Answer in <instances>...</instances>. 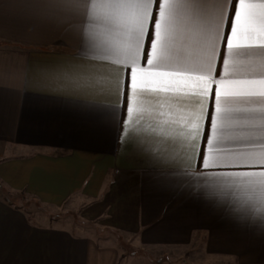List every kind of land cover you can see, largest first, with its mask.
Here are the masks:
<instances>
[{
	"label": "crops",
	"instance_id": "0c3cea01",
	"mask_svg": "<svg viewBox=\"0 0 264 264\" xmlns=\"http://www.w3.org/2000/svg\"><path fill=\"white\" fill-rule=\"evenodd\" d=\"M179 2L189 7L171 41L173 70L161 74L147 63L146 41L135 63L123 56L95 59L91 47L82 48L80 21L58 8L56 0H0V183L16 200L23 193L81 219L78 233L62 216L51 220L50 213L8 202L0 192V264H264V229L168 179L188 169L259 170L202 166L200 154L213 151L206 143L211 128L204 116L214 110L209 98L201 102L193 95L199 91L195 65L214 0ZM228 7L231 21L233 5ZM108 11L98 42L124 47L108 30L119 23L121 10ZM249 11L255 14L248 26L253 38L237 42L259 45L264 43L259 23L264 9ZM225 36H230L227 24L216 46L213 79H260L264 49L228 56ZM221 52L229 60L227 76ZM249 60L256 71L245 68ZM224 88L240 90L232 84ZM248 106L264 108V97H232L224 105ZM197 115L204 134L192 140ZM249 115L230 114L220 130L225 149L259 152L251 147L254 130L244 125ZM232 152L223 159H235ZM256 195L233 186L222 198L240 204Z\"/></svg>",
	"mask_w": 264,
	"mask_h": 264
},
{
	"label": "snow or ice",
	"instance_id": "6c2138e0",
	"mask_svg": "<svg viewBox=\"0 0 264 264\" xmlns=\"http://www.w3.org/2000/svg\"><path fill=\"white\" fill-rule=\"evenodd\" d=\"M195 4V0H192ZM229 5H233V19L229 21ZM56 6L63 11L76 17L80 23L76 25L80 29L82 48L91 47L94 50L93 58L106 59L108 56H123L127 60L135 63L140 51L141 42L146 41L150 50L145 52L147 63L157 69L161 74L172 71V56L170 55V45L173 34L184 19L187 3H180L179 0H131L128 3H109L104 0H56ZM264 9V0L259 4L246 3V0H214V11L211 22L207 26L206 38L203 53L195 65V70L199 73L196 81L199 91L193 95L201 102L205 97L209 98L210 107L213 112L206 113L204 118L211 128V135L206 136V143L213 151L207 157L200 154L203 168L228 167V166H253L257 171L239 172H215L197 173L194 169L184 170L174 173L168 177L175 180L181 187L189 188L197 196H202L206 200L217 206L227 207L228 211L236 215L238 219L249 220L258 224L264 229V108L254 107L230 108L224 105L230 103L232 97H264V75L260 79H213V60L216 57V46L222 39V31L227 24L230 27V36L223 37L224 44L228 50L227 55L232 56L236 50L260 48L264 49V43L259 45L239 43L237 41L252 39V33L248 27L255 19V14L251 9ZM110 9L120 11L119 23L115 28L109 27L117 38L122 39L124 47H106L98 42V35L101 22L108 21ZM154 11L156 15L154 16ZM242 19L245 26L241 27ZM259 23L264 25V13L261 14ZM79 55L86 56L81 52ZM259 70L264 74V54L260 57ZM122 61H117L120 63ZM220 63L224 66L225 75H228L229 60L224 53L220 54ZM249 72L256 71V66L249 60L245 65ZM235 74V73H234ZM132 86L135 87L136 71L131 74ZM215 85V88L211 85ZM227 84L236 85L240 90L228 91L224 86ZM127 103V93L125 92V104ZM233 111L250 114L244 125L253 129L251 139L254 141L251 147L259 148V152H232L222 146V135L220 130L225 126ZM259 113V115H252ZM196 116L191 124L190 139L195 140L197 134L203 135L199 120ZM117 131L119 128L117 126ZM225 152H232L235 159L225 160ZM233 186H243L246 189L257 193L256 197L249 198L240 204H233L225 201L223 194Z\"/></svg>",
	"mask_w": 264,
	"mask_h": 264
},
{
	"label": "rangeland",
	"instance_id": "374dc122",
	"mask_svg": "<svg viewBox=\"0 0 264 264\" xmlns=\"http://www.w3.org/2000/svg\"><path fill=\"white\" fill-rule=\"evenodd\" d=\"M0 190L1 191L4 190L3 189V186H1V185H0ZM15 200L16 199L14 198V201ZM16 201L17 202H20V203H23V204H26L27 207H31V208H33L35 210L38 209L39 212L44 211L45 213L46 212L47 213H50L51 220L53 218H57V217L62 216L60 218H64L65 222L67 224L71 225V227L75 231H77L78 233H80V231H81V229H79L80 227H78L79 225L81 226V219H80V217L75 212H72L69 209H66V208H62V209L47 208V207L42 206L39 202H37V201H35L33 199H30V198H26V197H18V199Z\"/></svg>",
	"mask_w": 264,
	"mask_h": 264
},
{
	"label": "trees",
	"instance_id": "16d2710c",
	"mask_svg": "<svg viewBox=\"0 0 264 264\" xmlns=\"http://www.w3.org/2000/svg\"><path fill=\"white\" fill-rule=\"evenodd\" d=\"M1 186H3V189L4 190H0V192L3 194V198L4 200L6 201H11L13 200L14 201V198L16 197V195L14 194H11V192L7 189V187H5L3 184L0 183ZM22 197H25V195L23 193L20 194ZM9 198V199H8Z\"/></svg>",
	"mask_w": 264,
	"mask_h": 264
}]
</instances>
